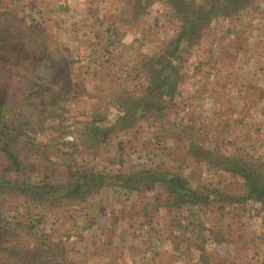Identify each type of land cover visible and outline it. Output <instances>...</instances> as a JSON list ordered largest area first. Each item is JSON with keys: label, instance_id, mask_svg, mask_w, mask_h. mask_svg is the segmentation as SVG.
<instances>
[{"label": "rangeland", "instance_id": "1", "mask_svg": "<svg viewBox=\"0 0 264 264\" xmlns=\"http://www.w3.org/2000/svg\"><path fill=\"white\" fill-rule=\"evenodd\" d=\"M135 2L146 4L2 0L17 8L10 17L15 27L43 29L45 37L33 32L32 42L47 43L56 61L68 66L71 89L78 86L63 127L87 119L102 98L136 88L146 76L140 57L160 56L179 31L169 6L156 3L136 18ZM238 17L214 19L198 46L187 49L178 63L181 83L163 115L91 150L81 145L88 139L82 122L74 124L64 139L56 133L48 139L68 162L52 157L49 169L34 165V179L55 184L63 182L64 166L72 162L104 175L168 171L210 202L161 208L167 195L160 185L141 192L113 186L85 203L65 202L43 212L40 226L51 237L48 249L64 255H58L59 264H195L202 249L201 264H264V206L246 197V180L224 171L218 158H243L264 181V1ZM62 141L78 149L63 148ZM192 145L204 147L209 157L192 159Z\"/></svg>", "mask_w": 264, "mask_h": 264}, {"label": "trees", "instance_id": "2", "mask_svg": "<svg viewBox=\"0 0 264 264\" xmlns=\"http://www.w3.org/2000/svg\"><path fill=\"white\" fill-rule=\"evenodd\" d=\"M145 1L144 6L133 4L135 17L139 18L156 3L165 4L181 23L176 36L160 56L140 57L146 76L136 88L121 89L111 98H102L87 119L63 127L73 111L70 105L76 98L71 96L78 93V86L71 89L68 66L56 61L57 53L50 51L47 43L32 42L33 32L45 37L43 29L38 25L25 30L15 27L10 17L16 16L17 8L3 5L0 0V264H59V254L48 249L50 235L40 229L43 212L60 208L65 202L85 203L106 188L117 186L129 192H141L160 185L167 195L161 208L180 210L210 202L208 195L193 189L184 177L157 169L104 175L72 162L64 166V180L60 184L49 182L47 177H42L43 181L34 179L36 163L49 169L52 157L60 160L62 157L68 162L62 150L49 146L51 134L64 139L69 127L82 122L86 131L81 134L88 139L81 141V145L91 150L134 129L142 120L163 115L181 83L179 65L183 55L187 49L198 46L209 24L216 18L238 19L241 12L253 7L258 10L260 5V0ZM62 146L78 149L75 142L62 141ZM187 153L197 161L210 155L204 147L194 145ZM218 158L224 171L246 180V197L264 206V181L252 169V163L228 155ZM25 209L26 213H22ZM200 252L195 264L204 262V249Z\"/></svg>", "mask_w": 264, "mask_h": 264}]
</instances>
